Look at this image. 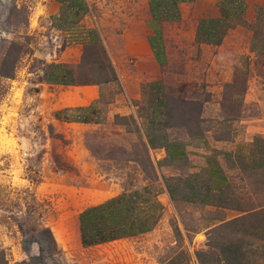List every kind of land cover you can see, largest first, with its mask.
Segmentation results:
<instances>
[{
  "label": "rangeland",
  "instance_id": "374dc122",
  "mask_svg": "<svg viewBox=\"0 0 264 264\" xmlns=\"http://www.w3.org/2000/svg\"><path fill=\"white\" fill-rule=\"evenodd\" d=\"M38 1L0 0V67L16 60L11 77H0V264H40L30 256L40 253L38 242L46 243L45 226L60 250H44L47 264H163L180 251L199 264L197 250H209L205 264H264V8L256 5L262 17L245 27L253 35L248 50L237 46L236 53L231 44L223 56L227 73L220 80L196 67L195 81L184 74L109 81L90 107H64V119H56L50 91L57 87L40 84L55 63L44 55L56 42L33 17ZM117 1H92L94 15L107 8L110 20ZM75 43L68 37L64 45ZM98 45L86 47L95 62L70 65L76 78L90 82L85 85L103 79ZM170 69L184 67L179 60ZM115 114L125 117L122 124ZM74 115L91 121L65 119ZM256 138L262 139L257 145ZM167 184L176 188L174 200ZM207 185L209 200L240 207L204 204ZM133 191L150 202L159 194L164 205L153 203L145 217L146 203L124 199L114 217L133 228L144 222L146 229L85 246L73 211Z\"/></svg>",
  "mask_w": 264,
  "mask_h": 264
},
{
  "label": "crops",
  "instance_id": "0c3cea01",
  "mask_svg": "<svg viewBox=\"0 0 264 264\" xmlns=\"http://www.w3.org/2000/svg\"><path fill=\"white\" fill-rule=\"evenodd\" d=\"M92 1L100 6L104 2L38 1L33 8V17L39 20L38 27L43 28L47 40L49 32V37L56 42L54 50L47 51L44 58L75 65L80 62L83 45L97 42L105 47L118 79L123 83L154 82L167 77L176 79L183 74L187 81H195L191 72L196 67H205L208 77L220 80L227 73V67L223 68L222 60L226 61L223 56L233 48L231 44L236 53L239 52L237 46L247 45L248 50L253 35L245 27L255 20L258 10H262L257 7L255 12L253 8L256 5L264 8V0H119L112 2L114 8L108 12L110 20H106L108 9L95 16ZM68 37L78 43L65 46ZM179 60L184 69L175 73L170 68ZM46 78L40 84L46 82L45 85L57 87L50 91L55 111L68 106L90 105L105 85H62ZM124 199L130 203H146L142 212L145 217L153 203L159 208L164 205L159 194L154 202H150L133 191L125 195H109L99 202L75 209V233L85 246L122 239L132 236L134 231L146 229L144 222L133 228L123 223L120 217H114ZM108 205H112L110 209ZM66 243L69 244L67 238L62 246L65 247Z\"/></svg>",
  "mask_w": 264,
  "mask_h": 264
},
{
  "label": "trees",
  "instance_id": "16d2710c",
  "mask_svg": "<svg viewBox=\"0 0 264 264\" xmlns=\"http://www.w3.org/2000/svg\"><path fill=\"white\" fill-rule=\"evenodd\" d=\"M262 17V15L260 13H258L256 15V20H260V18ZM91 44H84L83 45V48H82V54H81V59H80V62L81 60L82 61H86L88 63H93L95 62L94 59H93V56L91 57V55H94L95 52L93 51H86V47L89 46ZM12 46V50H15L16 48V45L14 44H11ZM98 49H99V52L101 54V65H99L97 67V71L100 73V78L103 77V79H100L98 81H96V83H93V84H96V85H100V84H105L109 81H117L118 80V76H117V73L116 71L114 70V66L111 64V62L109 61V56L107 54V51L105 49V47L103 46V44H99L98 45ZM11 54H8L7 57L11 56ZM79 62V63H80ZM15 63H16V60H14L13 62H11V64L7 63V61L5 62H2L1 64V67H0V77H11L12 75V72L15 68ZM49 67L51 68L50 72H47L44 74L46 75V80H54L56 82H58L59 84H62V85H85V84H90V82L86 79H79V78H76V74L73 70V67L70 66V65H67V64H62V63H50L49 64ZM63 68L62 71H58L59 68ZM57 69V71L55 72V70ZM105 73H107V75H105ZM90 107V105L88 106H71V107H66L63 109V112H68V111H72V110H77V111H83L85 110L86 108ZM61 111V112H60ZM60 111H56L54 112V117L56 119H64V117L60 116V114L62 113V110ZM82 116L80 115H74V116H66L65 119H68L70 121H81V122H90L91 120L86 118V117H83L81 118ZM120 118H125L124 116H119V114H115L114 115V120H115V123L117 124H122L121 122H119V119ZM164 124V123H163ZM258 139V140H257ZM262 139L260 138H256V142H254L256 145L258 144V141H261ZM264 154V153H263ZM262 154V155H263ZM264 156V155H263ZM242 159V162L244 163H247L248 160L246 158H241ZM263 161V160H262ZM219 170V169H217ZM224 178V177H223ZM191 179V177H190ZM184 182H186V185H190L192 182H190L189 179H185ZM167 192H168V195L169 197L174 200L175 198V191H176V188L172 187V186H169V184H167ZM177 185V184H174V186ZM212 191V189H210V187L207 185L206 186V190L204 191L205 193L202 194L203 196H205L203 199V203L204 204H215V205H218L219 207H225V208H236V207H240L238 206L237 204H225L223 201H220L221 198H219V200H215V198L212 197V201L209 200V198H211L212 194L210 193ZM196 194V193H194ZM186 198V197H184ZM202 200V198H201ZM232 201H235V200H232ZM237 220H241V219H238V218H235ZM243 219V218H242ZM224 225V224H222ZM221 226V225H220ZM41 232L46 236V243L45 244H41V242H38V245H39V250H40V253L35 255V256H30L31 258V261H37L39 262L40 264H47L45 262V259L43 257V252L45 249L48 250V254H55L56 252H59L60 250L57 248V243H56V240H55V237L53 235V233L51 232L50 228L45 226L41 229ZM180 253V255H179ZM2 252H0V258L4 260L3 256H2ZM181 254H183L182 251L178 252V254L172 256L171 258H169L168 260H166L163 264H190L189 263V260L190 258L185 254L184 252V257L182 258L181 257ZM209 254V250L208 251H200V250H197L195 252V258L196 260L198 261L199 264H205V258L206 256H208ZM25 263V262H24ZM3 264H5V262H3Z\"/></svg>",
  "mask_w": 264,
  "mask_h": 264
},
{
  "label": "built area",
  "instance_id": "2783aa9c",
  "mask_svg": "<svg viewBox=\"0 0 264 264\" xmlns=\"http://www.w3.org/2000/svg\"><path fill=\"white\" fill-rule=\"evenodd\" d=\"M74 40V39H73Z\"/></svg>",
  "mask_w": 264,
  "mask_h": 264
}]
</instances>
